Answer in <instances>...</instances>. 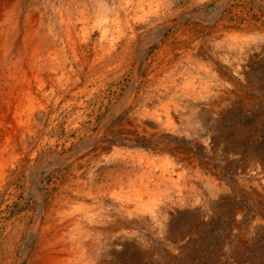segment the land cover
<instances>
[{
  "label": "rangeland",
  "instance_id": "374dc122",
  "mask_svg": "<svg viewBox=\"0 0 264 264\" xmlns=\"http://www.w3.org/2000/svg\"><path fill=\"white\" fill-rule=\"evenodd\" d=\"M14 1L0 0L4 14ZM20 1L42 21L37 34L53 22L63 33L71 19L68 40L99 61L89 72L68 40H56L64 56L51 64L65 65L38 98L45 111L16 139L0 193V239L18 229L15 256L27 245L25 263L28 238L57 198L72 200L68 222L87 230L83 255L98 264H264V0ZM18 46L0 53L1 78L20 61ZM3 121L2 134L25 130L8 114Z\"/></svg>",
  "mask_w": 264,
  "mask_h": 264
},
{
  "label": "bare ground",
  "instance_id": "6f19581e",
  "mask_svg": "<svg viewBox=\"0 0 264 264\" xmlns=\"http://www.w3.org/2000/svg\"><path fill=\"white\" fill-rule=\"evenodd\" d=\"M71 1V0H70ZM74 1V0H72ZM78 1V0H77ZM75 2V1H74ZM78 3V2H77ZM85 3V2H84ZM68 4V3H67ZM80 4V3H79ZM86 4V3H85ZM77 5V4H76ZM83 5V4H82ZM73 6V5H72ZM87 6V4H86ZM29 10H32V5H28ZM78 7V5H77ZM67 8V7H66ZM79 8V7H78ZM125 8V7H124ZM77 9V8H75ZM63 9H61L62 11ZM81 10V9H80ZM85 10V9H84ZM79 12V10L77 9ZM75 11V12H77ZM83 11V10H82ZM87 11V9H86ZM99 11V9H98ZM105 15V8H103ZM60 12V10L58 11ZM81 12V11H80ZM84 12V11H83ZM65 13V12H64ZM67 13V12H66ZM69 13V12H68ZM91 13V12H90ZM72 14V13H71ZM83 14V13H82ZM68 15V14H67ZM91 16V15H90ZM119 16V15H118ZM70 18V16L68 15ZM74 17V16H72ZM83 17V16H81ZM64 18V17H63ZM89 18V17H88ZM51 19V18H50ZM4 21L5 29L2 31L1 27ZM78 21H83L82 19ZM149 21V20H148ZM35 19V13L28 14L23 13L21 9V1L15 0L12 4V11L9 14H4L3 10L0 9V53L3 52L1 56H5L6 52L10 49H16L19 47L20 53L22 54L20 61H12L6 71L3 72L4 76L0 81V110L4 111V115L1 117L4 119L6 114L9 117L15 119L21 123V126L25 129H20L19 135H17V130L15 127L4 128L3 134L0 133V193L6 186L8 177L12 170L15 169V155H17V144L16 139L28 132L30 120L34 117V112L41 111L45 108L39 106V99L46 96L47 80L57 76L59 71L63 70L65 63H60L58 65L51 64L55 59L63 58L64 53L61 52V48L56 45V40L59 39L60 42H65L70 37V30L74 29L75 23L71 19L67 21H61L63 23L64 31L61 33L58 30L55 31L53 22L48 28H52L46 32L45 35L37 34L35 31V25L42 23ZM59 24V25H60ZM77 24V23H76ZM112 24V23H111ZM97 25L100 28V39L104 38L106 35V27L102 21H98ZM114 28V27H113ZM41 29V28H40ZM78 29V28H77ZM86 29V28H85ZM120 33V32H119ZM118 33V34H119ZM87 34V33H86ZM119 36V35H118ZM74 37V36H73ZM86 37V36H85ZM134 37V36H133ZM92 39V38H91ZM71 44L70 47V57L72 60H77L78 53L81 54L83 59L80 60L81 64H87L89 72L93 69L98 59L87 60L83 56V53L87 50V44L82 47H75V39L68 40ZM87 43V42H86ZM91 43V42H89ZM83 44V43H82ZM100 45L102 43L100 42ZM99 45V47H101ZM106 45V44H105ZM78 46V45H77ZM64 47V46H63ZM67 47V46H66ZM97 47V46H96ZM65 48V47H64ZM103 48V47H102ZM173 48V47H172ZM32 50L30 57L26 53ZM98 51V50H97ZM10 52V51H9ZM103 52V51H102ZM106 52V50H105ZM19 53V54H20ZM86 54V53H85ZM109 54V53H108ZM88 55V54H87ZM25 56V57H24ZM163 56V55H162ZM194 56V55H193ZM24 57V58H23ZM97 55H95V58ZM99 57V56H98ZM165 57V56H164ZM5 58V57H4ZM17 59V58H14ZM48 61V62H44ZM78 61V60H77ZM56 62V61H55ZM57 63V62H56ZM2 66V65H1ZM78 67V66H77ZM76 67V68H77ZM68 68V67H66ZM79 68V67H78ZM83 69V68H82ZM69 70V69H68ZM1 71V70H0ZM112 71V70H111ZM103 72V71H102ZM117 72V71H116ZM153 72V71H152ZM81 73V72H79ZM78 74V73H77ZM76 75V74H75ZM92 75V74H91ZM104 76V75H103ZM162 76V75H161ZM201 77V76H200ZM96 78V77H95ZM112 78V77H111ZM152 78V77H151ZM154 78V77H153ZM81 80V79H80ZM79 80V81H80ZM107 80V79H106ZM135 80V79H134ZM75 81V80H74ZM85 84V83H84ZM83 84V85H84ZM33 85V86H32ZM79 85V84H78ZM82 85V83H81ZM37 87L38 93L36 95L32 92V87ZM134 86V85H133ZM132 86V87H133ZM107 87V86H106ZM131 87V88H132ZM170 88V86H168ZM172 87V86H171ZM74 89V88H73ZM69 90V89H68ZM100 90V89H99ZM105 90V89H104ZM174 90V89H173ZM96 94V93H95ZM169 94V93H167ZM162 95V94H161ZM165 95V94H164ZM96 96V95H94ZM83 97V96H82ZM67 98V97H66ZM81 98V97H80ZM64 99V98H63ZM86 99V98H85ZM156 99V98H155ZM154 99V100H155ZM45 100V99H43ZM150 100V99H149ZM97 101V100H96ZM170 101V100H169ZM173 101V100H172ZM45 102V101H44ZM95 102V99H94ZM48 105V104H47ZM57 105V104H56ZM92 105V104H91ZM86 108V107H85ZM88 108V107H87ZM117 109V108H116ZM48 111V110H47ZM116 111V110H115ZM120 111V110H118ZM6 112V113H5ZM77 112V111H76ZM83 112V111H82ZM114 112V111H113ZM2 114V112H0ZM88 113V112H87ZM137 113V112H136ZM38 114V113H37ZM153 114V113H151ZM157 114V113H156ZM78 115V114H77ZM145 115V114H144ZM40 116V115H39ZM49 116V115H47ZM114 116V115H113ZM0 117V124L4 126L3 119ZM50 117V116H49ZM150 117V116H148ZM39 118V117H38ZM42 118V117H41ZM75 118V117H74ZM94 118V117H93ZM170 118V117H169ZM22 119V120H21ZM43 119V118H42ZM50 119V118H49ZM151 119V118H150ZM172 119V118H171ZM11 120V119H10ZM152 120V119H151ZM13 121V120H12ZM41 121V120H40ZM60 121V120H59ZM106 121V120H105ZM104 121V122H105ZM14 122V121H13ZM32 122V121H31ZM98 122V121H97ZM103 122V123H104ZM141 122V121H140ZM35 123V122H34ZM61 123V122H60ZM11 124V123H10ZM15 124V123H14ZM83 124V123H82ZM120 124V123H119ZM124 124V123H123ZM127 124V123H126ZM146 124V123H145ZM8 125V124H7ZM42 125V124H40ZM67 125V124H66ZM6 126V125H5ZM12 126V125H11ZM39 126V125H38ZM60 126V125H59ZM105 126V125H104ZM77 127V126H76ZM116 127V126H115ZM43 128V126H42ZM57 128V127H56ZM108 128V127H107ZM124 128V127H123ZM1 129V128H0ZM121 129V128H120ZM119 129V130H120ZM131 129V128H130ZM43 130V129H42ZM50 130V128L48 129ZM134 130V129H133ZM140 130V129H139ZM52 131V130H51ZM55 131V130H54ZM77 131V130H76ZM178 131V130H177ZM32 132V131H31ZM99 132V131H98ZM101 132V131H100ZM45 133V132H44ZM68 133V132H67ZM115 133V132H114ZM42 134V133H41ZM94 134V133H93ZM28 135V134H27ZM32 135V134H31ZM146 135H149L148 133ZM151 135V134H150ZM149 135V136H150ZM154 135V134H153ZM18 136V137H17ZM33 136V135H32ZM41 136V135H40ZM28 137V136H27ZM51 137V136H50ZM65 137V136H64ZM156 137V136H155ZM23 138V137H22ZM21 138V139H22ZM47 138V137H46ZM59 138V137H58ZM55 139V138H54ZM53 139V140H54ZM30 141V140H28ZM27 141V142H28ZM45 141V140H44ZM90 141V140H89ZM19 142V141H18ZM86 142V141H85ZM88 142V141H87ZM93 142V141H92ZM26 143V142H25ZM34 143H37L36 141ZM33 143V144H34ZM48 143V142H47ZM55 143V142H54ZM95 143V142H94ZM40 144V143H39ZM60 144V143H59ZM87 144V143H86ZM20 145V144H19ZM35 145V144H34ZM88 145V144H87ZM21 146V145H20ZM30 146V144H29ZM44 146V145H43ZM56 146V145H55ZM93 146V145H92ZM32 147V146H31ZM35 148V147H34ZM40 148V146H39ZM52 148V147H51ZM54 148V147H53ZM52 148V149H53ZM20 149V148H19ZM25 149V148H24ZM27 149V148H26ZM31 149V148H30ZM128 149V148H127ZM22 150V149H21ZM113 150V149H112ZM35 151V150H34ZM48 151V150H47ZM31 152V151H30ZM51 152V151H50ZM79 152V151H78ZM102 152V147L98 146L94 149V153L100 154ZM179 152V151H178ZM89 153V152H88ZM116 153V152H115ZM118 153V152H117ZM4 154L7 155L5 158ZM24 154V153H23ZM80 154V153H79ZM91 154V153H90ZM93 154V151H92ZM114 154V153H112ZM19 155V154H18ZM21 155V154H20ZM37 155V154H36ZM74 155V154H73ZM24 156V155H23ZM82 156V155H81ZM80 156V157H81ZM128 156V155H127ZM63 157V156H62ZM92 157V156H91ZM111 157V156H110ZM28 158V157H27ZM114 158V157H113ZM125 158V156H124ZM20 159V158H19ZM122 159V158H121ZM129 159V158H128ZM139 159V158H138ZM108 160V159H107ZM131 160V159H129ZM24 161V160H23ZM73 161V160H72ZM102 161V160H101ZM113 161V160H112ZM118 161V160H117ZM122 161V160H121ZM134 162V160H132ZM138 161V160H137ZM33 162V161H32ZM142 162V161H141ZM144 162V161H143ZM22 163V162H21ZM61 163V162H60ZM105 163V162H104ZM107 163V162H106ZM115 163V162H114ZM146 163V162H145ZM20 164V163H19ZM125 164V163H124ZM190 164V163H189ZM134 165V163H133ZM137 165V164H136ZM135 165V166H136ZM21 166V165H20ZM46 166V165H45ZM80 166V165H79ZM126 166V165H125ZM139 166V165H137ZM98 167V166H97ZM142 167V166H140ZM47 168V167H46ZM45 168V169H46ZM63 168V167H62ZM49 169V168H48ZM73 169V168H72ZM106 174H108L111 169L105 167ZM116 169V168H115ZM69 170V169H68ZM76 170V169H74ZM102 170V169H101ZM134 170V169H133ZM66 171V170H65ZM100 171V170H99ZM123 171V170H122ZM130 171V170H129ZM101 172V171H100ZM112 172V171H111ZM29 173V172H27ZM66 174V173H65ZM27 175V174H26ZM47 176V175H46ZM91 176V175H90ZM89 176V177H90ZM105 176V175H104ZM124 177V176H123ZM147 177V176H146ZM19 178V177H18ZM17 179V177H16ZM72 176L69 177L67 184L69 183ZM109 179V177H108ZM117 179V178H116ZM20 181V180H19ZM32 181V180H31ZM30 181V182H31ZM62 181V180H61ZM80 178L77 177L75 182H79ZM17 182V181H16ZM29 182V181H28ZM116 182V181H115ZM11 183V182H10ZM9 183V184H10ZM61 183V182H60ZM106 183V182H105ZM113 183V182H112ZM120 183V182H119ZM78 184V183H77ZM100 184V183H99ZM98 185V184H97ZM111 185V184H110ZM115 185V184H114ZM118 185V184H117ZM99 186V185H98ZM122 186V185H121ZM15 187V186H14ZM113 187V186H112ZM33 188V187H32ZM111 189V187H110ZM12 190V189H11ZM16 190V189H15ZM79 190V189H78ZM97 192V191H95ZM6 193V192H5ZM12 193V192H11ZM71 193V191H70ZM59 194V193H58ZM11 195V194H10ZM51 195V194H50ZM95 195V194H94ZM97 195V194H96ZM95 195V196H96ZM99 195V194H98ZM9 196V195H7ZM17 196V195H16ZM36 196V195H35ZM43 196V195H42ZM78 196L81 194L78 192ZM84 196H89V194H84ZM34 197V196H33ZM61 197V196H60ZM92 197V196H89ZM50 198V197H49ZM81 198V197H80ZM97 198V197H96ZM37 199V198H36ZM44 200V199H42ZM67 202H63L61 199H54L50 205L46 206L45 212H43L44 222L41 225H36L28 238L30 243L34 241V246L32 253L29 255L25 263L24 259L27 255L28 248L23 246V252L21 256H15L14 250L18 249L19 232L15 228L14 233L5 239H0V251L3 252V257H0V264H98L95 258L86 257L83 255L87 252L86 247L88 242H84L83 237L88 236V233L82 234L83 231H87L81 226L74 225L73 222H68V206H71L72 200L68 199ZM67 201V200H66ZM2 202V201H1ZM0 202V203H1ZM90 203V202H89ZM39 204V202H38ZM98 205L95 202V205ZM1 206V204H0ZM40 207V206H39ZM93 208V207H92ZM85 209V208H84ZM87 209V207H86ZM91 209V208H90ZM41 211V210H40ZM96 212V211H95ZM11 213V212H10ZM38 213V212H37ZM35 214V213H34ZM81 214V213H80ZM94 214V213H93ZM97 214V213H96ZM100 215V214H99ZM92 217V216H91ZM97 217V216H96ZM40 218V217H39ZM89 218V217H87ZM93 218V217H92ZM72 220V216L69 218ZM11 220V219H10ZM89 220V219H88ZM98 223V222H97ZM101 223V222H100ZM37 224V223H35ZM78 224V223H77ZM92 224V223H91ZM12 225V224H11ZM7 227V225H5ZM10 226V225H8ZM95 226V225H94ZM1 227V226H0ZM88 227V226H87ZM3 228V227H2ZM8 228V227H7ZM33 228V227H32ZM30 228V229H32ZM89 228V227H88ZM106 228V227H105ZM97 229V228H96ZM6 230V229H5ZM93 230V229H92ZM98 230V229H97ZM4 231V230H3ZM11 231V230H10ZM22 231V230H21ZM8 232V230H7ZM68 232L71 235L68 237ZM29 234V233H28ZM75 234V235H74ZM99 234V233H98ZM93 236V235H92ZM98 236V235H97ZM100 236V235H99ZM91 237V236H90ZM95 239V237H94ZM32 241V242H33ZM68 241L74 243L75 249L80 252L79 256H75L76 251H73V247L70 252H68ZM90 241V240H89ZM98 242V241H97ZM109 242V241H108ZM96 243V241H95ZM99 243V242H98ZM32 244V243H31ZM73 245V246H74ZM94 245V244H93ZM99 245V244H98ZM109 245V244H108ZM31 247V246H30ZM32 249V248H31ZM95 249V248H94ZM14 251V252H13ZM99 251V250H98ZM97 253V252H96ZM92 255V254H91ZM100 255V254H99ZM2 256V255H1ZM97 256V255H96ZM94 257V256H93ZM100 260V258H99ZM101 261V260H100Z\"/></svg>",
  "mask_w": 264,
  "mask_h": 264
}]
</instances>
